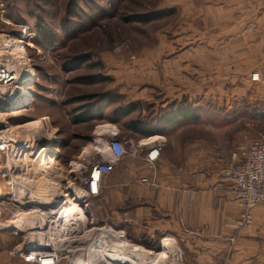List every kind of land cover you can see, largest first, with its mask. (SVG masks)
<instances>
[{
	"label": "rangeland",
	"instance_id": "obj_1",
	"mask_svg": "<svg viewBox=\"0 0 264 264\" xmlns=\"http://www.w3.org/2000/svg\"><path fill=\"white\" fill-rule=\"evenodd\" d=\"M173 7H177L173 0H0V35L22 42L8 55H0V62L16 73V80L0 86V131L8 142L0 169L42 164L45 169L41 179L0 178L1 224L4 232L21 243L48 242L44 246L57 249L56 264H149L167 256L162 248L149 259L144 254L150 250L122 239L120 229L101 223L105 209L85 191L90 164L106 158L102 132L107 127L120 129L127 138L117 136L130 152L136 142L128 138V118L152 120L173 106V100L182 99L199 115L180 121L188 122L194 132L203 130L202 125L218 128L224 122L242 128L245 122H256V129H264V91L255 98L204 95L201 90L192 96L173 97L178 91L173 92V56L179 51L173 50ZM262 8L259 3V12ZM162 9L171 12L147 21L124 19ZM260 35L258 65L264 64V32ZM154 73L163 79L153 80ZM230 82L245 84L241 78L223 87H230ZM257 83L258 88L264 87L262 79ZM15 84L25 87L27 94L7 100L4 93ZM133 105L128 116L118 117L121 108ZM151 136L149 140L159 138ZM144 137L137 142L142 143ZM27 145L44 147L45 157L25 155ZM141 147L143 153L148 149ZM55 203L74 205L80 216L74 232L68 223L60 227L59 236L66 239L60 242V237L59 244L57 224H22L33 210H50ZM62 215L64 220L67 215L77 216L72 209ZM94 225L109 226L114 233H85ZM113 237L144 251H135Z\"/></svg>",
	"mask_w": 264,
	"mask_h": 264
},
{
	"label": "crops",
	"instance_id": "obj_2",
	"mask_svg": "<svg viewBox=\"0 0 264 264\" xmlns=\"http://www.w3.org/2000/svg\"><path fill=\"white\" fill-rule=\"evenodd\" d=\"M173 4L177 5L173 7V50L179 49L173 56V92L178 90L173 97L200 90L218 97L263 94L264 87L258 88L250 75L256 71L264 82V64L258 65L264 0H173ZM151 78L163 79L159 73ZM241 78L244 85H222ZM180 121L151 134L164 141L154 167L145 160L144 145L137 142L142 136L129 135L136 142L134 149L115 162L93 195L105 209L101 223L120 229L122 239L150 250L144 254L149 259L155 257L153 252L166 249L162 262L149 264H264V204L251 209L250 224L236 227L242 207L220 171L243 133L257 137L264 129H256V122H245L243 128L224 122L218 128L202 125L203 130L194 132L188 122ZM118 134L127 138L119 128ZM143 176L155 183L142 181ZM56 207L57 222L46 224H57L59 244L60 227L68 223L74 232L80 216L74 205ZM66 209L77 216L67 215V220L58 216L59 210L63 214ZM44 245L21 243L4 232L0 219V264H38L21 254L29 248L52 247Z\"/></svg>",
	"mask_w": 264,
	"mask_h": 264
},
{
	"label": "built area",
	"instance_id": "obj_3",
	"mask_svg": "<svg viewBox=\"0 0 264 264\" xmlns=\"http://www.w3.org/2000/svg\"><path fill=\"white\" fill-rule=\"evenodd\" d=\"M15 77L14 70L0 62V86L9 84L15 80ZM250 78L259 80V73L252 72ZM104 131L108 133L105 142L108 157L95 160L90 164L85 179V191L88 195L98 194L104 175L110 172L115 162L127 152L125 142L117 136L116 127H107ZM150 137L152 136H146L142 140L143 144L139 142L138 144L148 148L144 157L148 165L154 167L155 160L160 154L162 140H149ZM7 145L8 142L0 131V157L5 153ZM220 171L234 190L242 207L240 215L235 220V226L243 227L250 224L253 217L251 209L257 204H264V130L257 137L243 133L230 152V161L223 164ZM141 180L155 183L153 179L149 180L146 176H143ZM21 255L24 260H33L38 264H55L59 259L57 249L53 248L28 250Z\"/></svg>",
	"mask_w": 264,
	"mask_h": 264
},
{
	"label": "bare ground",
	"instance_id": "obj_4",
	"mask_svg": "<svg viewBox=\"0 0 264 264\" xmlns=\"http://www.w3.org/2000/svg\"><path fill=\"white\" fill-rule=\"evenodd\" d=\"M21 41L20 40H15L14 38H12L11 36H8L7 34H3V35H0V49L3 50V52L0 53V55L2 54H5V55H8L9 51L10 50H16L18 48V46L20 47L21 46ZM15 80H16V77H15ZM27 94V90L25 87H22L18 84H15V86L11 87L5 94L6 99L7 100H12L14 99L15 95L16 94ZM21 99V98H20ZM6 100V101H7ZM11 102V101H10ZM158 137H154L153 140L157 139ZM150 139V138H149ZM99 141V140H98ZM100 142V141H99ZM101 143V142H100ZM106 145V144H105ZM28 147L26 148V151H25V155H35V156H39V155H44L45 151H44V147H41L38 149V147L34 146V145H27ZM15 148H13L14 150ZM18 149V148H17ZM24 157V156H23ZM45 157V155H44ZM19 167V166H18ZM17 166H9L8 169L4 170V171H1L0 169V177H6V176H9V177H13V178H19V177H39V179H41V176H45L44 172H45V169H44V165H39V166H26L24 167L23 169L19 170ZM44 174V175H43ZM29 177V178H30ZM28 179V178H27ZM32 179V178H31ZM33 180V179H32ZM52 207V206H51ZM55 210H57V207H56V203L55 205L53 206L52 209H47V210H33V212H31L30 214H28L26 216V222L23 221V225H25L26 227H32V226H38V225H43L47 222H50V223H54L57 222V216H56V213H55ZM64 212V211H63ZM58 215V214H57ZM62 216V211L60 210L59 211V215L58 216ZM25 218V217H24ZM66 218V217H65ZM60 220V218H59ZM22 221V220H21ZM60 222V221H59ZM65 222V221H64ZM62 222V223H64ZM20 223V222H19ZM25 228V227H24ZM93 232H97L99 234H104V235H112L114 232L110 229L109 226H104V225H94V226H91V228H89L88 230H86L85 233H93ZM109 235V236H110ZM61 236L60 238V242H64V239L66 238H63ZM114 241H118L122 244H125L129 247H131L132 249H134L135 251H144L132 244H128L126 243L125 241H122L120 239H118L117 237H113L112 238ZM59 240V239H58ZM28 250H34L32 248H29L25 251H28ZM23 251V252H25ZM165 255L162 254L160 256H158V258L160 257H164ZM58 260H56L55 264L57 263Z\"/></svg>",
	"mask_w": 264,
	"mask_h": 264
},
{
	"label": "trees",
	"instance_id": "obj_5",
	"mask_svg": "<svg viewBox=\"0 0 264 264\" xmlns=\"http://www.w3.org/2000/svg\"><path fill=\"white\" fill-rule=\"evenodd\" d=\"M169 12H171V9H162L159 11H151L147 13L137 12L126 16L124 19L147 21L161 17L165 14H168ZM184 103L186 102H183L182 99H178L175 102L173 100V106H167L168 108H166L165 113H161L155 116L152 120H147L140 117H129L125 122V127L129 131V135L135 134L137 136H147L154 133H161L169 124L179 122L181 118L196 119L199 115L195 111L190 109L191 107L188 104ZM134 107V105L130 107L124 106L123 108H121L118 117L124 119V117L130 114Z\"/></svg>",
	"mask_w": 264,
	"mask_h": 264
}]
</instances>
